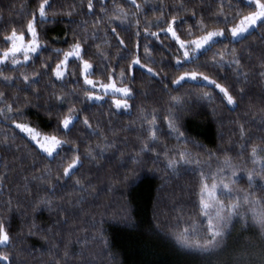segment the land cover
I'll return each instance as SVG.
<instances>
[{"label": "trees", "instance_id": "1", "mask_svg": "<svg viewBox=\"0 0 264 264\" xmlns=\"http://www.w3.org/2000/svg\"><path fill=\"white\" fill-rule=\"evenodd\" d=\"M86 2L54 0L58 12L62 13L73 4L75 12L70 16H50V22L42 25L37 19L38 31L48 50L34 56L22 71L25 74L37 72L40 74L38 80L30 75V83H26L19 78L21 69L13 71L11 66L0 65V72L13 77L9 81L0 79L3 103H12L14 109L19 106L22 112V117L14 115L13 118L18 122L21 119L27 121L41 133L57 134L69 141L53 159L42 153L11 122L0 117V222L9 232L12 244L2 250L11 254L13 264H204L199 254L180 247L173 236L181 227H187L189 217L196 214L194 193L198 174L192 170L196 165L178 167L173 172L166 168L162 155L140 152L144 134L138 118L142 109L149 113L155 109L161 117L157 121L160 127L157 142L152 145L157 153L164 148L186 147L195 158L204 162L205 167H216V160L208 157L209 152L218 157L227 153L233 163H240L237 146L244 142L239 134L240 127L244 129V140L253 138L249 143H259L264 138L261 119L264 77L260 75L264 72V25H258L245 38L231 40L230 35H225L220 39L221 43L213 45V51L225 46L236 49L240 61L239 77L233 70L235 65L201 68L213 78H217V74L224 77L218 82L228 87L234 96L235 103L231 107L215 91L211 102L199 99L201 89L193 87L192 82H186L182 87L171 85V80L184 68L177 71L172 64L175 49L168 47L169 40L163 34L159 36V43L151 38L145 40L143 34L137 38L133 35L134 29L125 25L126 30H122L118 21H112L115 34L104 24L94 29L93 22L100 12V5L94 0L95 11L89 15L84 7ZM227 2L232 4V13L237 9L242 14L249 10L237 0ZM36 3L37 0H0V34H6L12 26L19 31L26 14L33 11ZM137 3L144 6V20L154 18L151 6L158 5L159 0H147V3L137 0ZM164 3L170 8L174 0H164ZM185 4L190 11L180 14L182 22L176 25L177 28L191 27L195 32L192 11L196 19L205 24L222 26L216 23V0H185ZM116 6L126 12L134 11L125 0H105L107 15L113 14ZM229 11L224 8L226 14ZM151 30L156 31V28ZM117 35L124 41V48L116 40ZM52 37L56 39L53 41ZM76 38H86L87 43L82 45L86 48L84 58L98 72H104L105 61L97 55V46L108 56L106 63L120 71L126 69L131 57L118 60L119 56L127 54L125 49L139 44L141 62L152 67L158 76L150 77L138 66L134 68L135 78L128 77L133 89L128 110L113 108L111 100L101 103L88 100L83 94L82 81L77 82V65H68L69 75L63 81L51 77L50 69L48 75L42 74L40 67L41 59L54 65L58 57L51 49H67L68 43ZM145 44L150 61L145 59ZM209 56L211 52L200 56L196 63L203 64ZM97 74L94 72L92 78L95 79ZM100 79L106 80V73ZM164 84L169 87L165 89ZM55 95H61L63 102L57 101ZM171 96L180 98L172 110L178 117L180 132L184 133V144L168 134L162 120L172 108ZM68 107L77 109L76 115L81 119L65 136L64 130L57 125ZM83 119L89 121L90 127L83 125ZM72 142L77 144L82 158L73 173V178L81 182L79 187L74 186L73 179L62 178L59 182L55 179L61 157L71 155ZM87 150L92 151L95 159L86 156ZM242 155L245 157L243 166L251 168L246 161L247 153ZM133 157L136 163L132 162ZM49 169L50 179L57 185L51 193L46 191V183H41L43 174ZM259 182L257 177L256 183ZM237 186L247 188V177H242ZM40 198L48 203L37 204ZM256 231L251 225L246 227L235 221L226 239L227 246L219 255L210 258L211 264H231L237 254L247 259L246 253L250 254L254 245L258 251L260 241L254 235Z\"/></svg>", "mask_w": 264, "mask_h": 264}, {"label": "snow or ice", "instance_id": "2", "mask_svg": "<svg viewBox=\"0 0 264 264\" xmlns=\"http://www.w3.org/2000/svg\"><path fill=\"white\" fill-rule=\"evenodd\" d=\"M218 4L215 16L218 27H212L205 24L202 20L196 19L195 12H191V17L196 21L195 32L193 29H179L176 27L181 23V13L190 11L186 8L185 0H174L173 5L169 8L165 5L164 0H159L158 5L151 6L153 12V19L144 20L145 15L144 6L137 3V0H125V3L134 7V11H125L123 8L116 6L113 9V14L107 15L105 8V0H98L100 5V12L97 13V18L94 19L93 28L104 24L105 27L111 28L113 34L116 28L112 27V21H118L122 26V30H126L123 26L134 29L133 35L139 38L143 34L145 40L151 38L159 43V36H163L169 40L168 47L175 49L171 57V62L176 66V70L180 71L171 80V85L182 87L186 82H192L193 87L200 88L198 98L202 100L212 101L213 91L218 92L222 96V100L227 105L235 103L234 96L231 94L228 87L218 82L224 79L223 76L217 74V78H213L202 71L201 68H223L225 65L236 67L233 69L237 72L238 77L241 75L239 71V58L236 49H229L226 46L222 50L213 51V45L221 43V37L230 35L233 40H239L250 35L258 25H264V0H237V3L243 5L249 10L246 13H241L239 9L232 13V4L227 0H216ZM147 3V0H145ZM87 14L91 15L95 11L94 0H87L86 5ZM227 7L229 13L224 12ZM75 12V4L69 6L67 10L62 13L54 8V0H37V3L31 13L26 14V19L22 22L20 30L17 31L15 26L9 28L6 34H0V65L5 67L11 66L12 70L21 69L20 79L26 83H30L29 76L31 75L36 80L39 79L37 72L25 74L22 69L27 62L31 61L34 56L39 55L42 51H47L45 47L46 41L41 38L38 31V24L50 22V16L62 14L70 16ZM159 12V15L156 13ZM155 27L156 31L151 29ZM181 33V34H178ZM67 37V33H65ZM116 40L120 46L124 48V41L120 40L117 35ZM56 37H52L54 41ZM95 39V35L93 36ZM67 43V39H65ZM87 43L86 38L81 40L74 39L73 42L68 43L67 49L53 48L52 52L56 53L58 59L53 65L51 62H45L41 59L40 67L43 69L44 75H50L56 81H63L69 75V64L77 65L79 68L78 80L82 81L85 86L83 94L88 100H101L102 96L97 93H103L104 96H111V106L115 109L129 108V99L133 98V89L128 82V77L133 76L135 67L144 70L150 77H157L158 73L152 67H148L141 62L138 55L139 44H134L132 49H125L127 54H121L118 58L128 59L126 69L115 71L114 66H109L106 61L108 56L99 50L97 46V55L103 58L104 72H98L88 59L84 58L86 48L82 45ZM211 52V56L203 64H197L196 61L200 56ZM145 59L151 60L147 44L144 45ZM231 59H227L228 57ZM69 58H72L71 60ZM118 62V61H117ZM186 65H194L192 68H186ZM98 73L93 79V73ZM106 73V80H101L100 76ZM127 73V75H126ZM264 77V72L260 74ZM75 78V76H74ZM0 79L4 81L12 80L10 75H4L0 72ZM168 84H164L167 89ZM208 88L207 91H203ZM4 93L0 92V117L5 122H11L15 129L25 134L32 143L45 153L48 157L55 159L59 155V150L69 141L60 138L57 134H41L35 128L31 127L27 121L20 120L19 122L13 118L22 117V112L19 106L15 109L12 103H3ZM12 100L15 97L11 98ZM57 101L62 100L61 95H55ZM172 108H169L166 114L162 117L163 123L168 128V134L174 136L182 144L186 143L184 133L180 132L177 126L178 117L173 112V108L180 102L177 96H171ZM77 109L68 107L63 115L58 119L57 127L64 130L65 136L75 126V122L81 118L76 115ZM262 122H264V109L261 110ZM141 122V131L144 134L141 140L140 152L151 151L154 156L162 155L166 161V168L175 172L178 167L196 165L192 169L198 174V185L195 191V209L196 214L189 217L190 223L187 227H181L178 232H174L173 236L175 242L182 248L188 250L190 253L199 254L204 260V264H211L210 258L223 252L227 246L226 239L230 234V227L235 221H239L246 227L253 226L257 231L254 235L260 241L259 250H255L250 254L246 253L245 257L237 254L234 256L231 264H264V138H261L259 143H249L253 138L249 137L244 140V129L241 126L239 134L244 141L237 147L240 148V163H233V160L227 153L218 157L216 153L209 152L208 157L216 160V167L212 168L210 165L203 166V161L195 158L193 153L187 150L186 147H176L173 149L164 148L162 152L157 153L156 149L152 147L157 142L160 127L157 121L161 119L157 111L154 109L151 113L141 110V115L138 118ZM82 123L85 127H90L89 121L83 119ZM6 142V141H5ZM70 157H61V162L57 165L56 181L59 182L62 178L73 179L74 186L79 187L81 182L73 178V173L81 164V156L79 155V148L75 142L71 143ZM247 153L246 161L252 165L248 168L244 165L245 157L242 153ZM171 153V154H169ZM86 156L89 159H95L91 150H87ZM133 163H136L133 157ZM51 169L43 174L41 183H46V191L51 193L57 185L53 184L50 179ZM240 173V175H237ZM247 177V188L238 187L237 184L242 177ZM259 177V183L256 179ZM258 192L261 195H258ZM48 203V201L40 198L37 204ZM182 221V218H181ZM11 236L6 230L3 222H0V264H13L12 256L9 252L2 249L10 248Z\"/></svg>", "mask_w": 264, "mask_h": 264}, {"label": "rangeland", "instance_id": "3", "mask_svg": "<svg viewBox=\"0 0 264 264\" xmlns=\"http://www.w3.org/2000/svg\"><path fill=\"white\" fill-rule=\"evenodd\" d=\"M181 29H184V28H181ZM225 37V36H224ZM224 37H221V38H224ZM230 37V39L231 40H233V38L231 37V36H229ZM220 38V39H221ZM70 60L72 59V58H69ZM97 94H100L101 96H102V99L101 100H99V101H97V100H95V99H93V100H91V101H93V102H96V103H101V102H104L105 100H112V97L111 96H104L103 95V93L101 92V93H97ZM128 103H129V106H130V102L128 101ZM231 107H233L234 106V104L233 105H230ZM129 109V108H128ZM127 109V110H128ZM122 110H125V109H122ZM37 130V129H36ZM38 132H40L39 130H37ZM41 133V132H40ZM41 134H44V133H41ZM25 135V134H24ZM26 136V135H25ZM27 137V136H26ZM39 149V148H38ZM40 150V149H39ZM43 153V152H42ZM45 154V153H44ZM46 155V154H45Z\"/></svg>", "mask_w": 264, "mask_h": 264}]
</instances>
